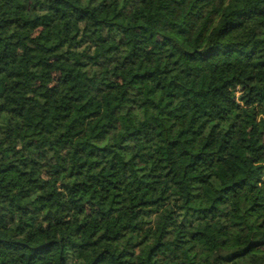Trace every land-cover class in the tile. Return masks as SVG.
<instances>
[{"label": "trees", "instance_id": "trees-1", "mask_svg": "<svg viewBox=\"0 0 264 264\" xmlns=\"http://www.w3.org/2000/svg\"><path fill=\"white\" fill-rule=\"evenodd\" d=\"M261 124L264 0H0V264H264Z\"/></svg>", "mask_w": 264, "mask_h": 264}, {"label": "rangeland", "instance_id": "rangeland-1", "mask_svg": "<svg viewBox=\"0 0 264 264\" xmlns=\"http://www.w3.org/2000/svg\"><path fill=\"white\" fill-rule=\"evenodd\" d=\"M235 8H240L242 6V2L240 1H236L234 3ZM233 10L232 7H227L225 13H229ZM147 37H149V40L152 42L154 40L153 36L150 35V33H146L145 34ZM65 72L61 67H56L54 70H52L50 72V74L48 75V79L47 81L53 83V82H57V81H62V79L64 78ZM246 138L247 141L246 146H242V145H238V149L245 153L248 154L254 146H257L259 143H261L262 141H264V128L262 126V124L260 125V127L258 129H255L254 131H252L249 134H246ZM96 207L102 208L103 206L101 205H96Z\"/></svg>", "mask_w": 264, "mask_h": 264}]
</instances>
